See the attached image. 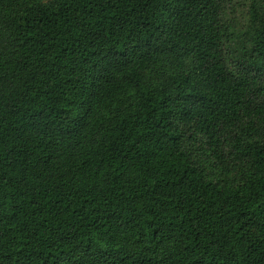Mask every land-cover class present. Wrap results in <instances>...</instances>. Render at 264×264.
Segmentation results:
<instances>
[{
  "label": "trees",
  "instance_id": "obj_1",
  "mask_svg": "<svg viewBox=\"0 0 264 264\" xmlns=\"http://www.w3.org/2000/svg\"><path fill=\"white\" fill-rule=\"evenodd\" d=\"M0 264H264V0H0Z\"/></svg>",
  "mask_w": 264,
  "mask_h": 264
}]
</instances>
